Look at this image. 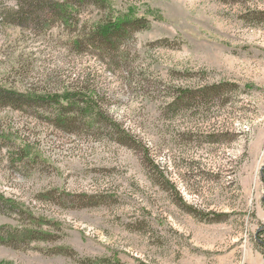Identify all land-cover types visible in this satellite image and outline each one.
<instances>
[{
  "label": "rangeland",
  "instance_id": "obj_1",
  "mask_svg": "<svg viewBox=\"0 0 264 264\" xmlns=\"http://www.w3.org/2000/svg\"><path fill=\"white\" fill-rule=\"evenodd\" d=\"M107 1L149 24L101 52L75 42L106 8L0 0V86L96 109L0 108V226L41 237L0 264H264V0Z\"/></svg>",
  "mask_w": 264,
  "mask_h": 264
},
{
  "label": "trees",
  "instance_id": "obj_2",
  "mask_svg": "<svg viewBox=\"0 0 264 264\" xmlns=\"http://www.w3.org/2000/svg\"><path fill=\"white\" fill-rule=\"evenodd\" d=\"M25 5L19 6L12 11L10 22L16 21L20 26L25 18L31 21L43 23L57 22L69 30L77 26L76 17L81 8L88 6L96 9L106 8L108 12L104 17L94 23L93 27L83 32L76 38V47L81 43L92 46L95 50L108 52L120 47L129 37L148 27V20L145 17H138L134 10L127 9L124 13L114 12L107 0H24ZM27 7V8H26ZM26 8V11L23 10ZM78 10V11H77ZM81 42V43H80ZM65 103V108L62 105ZM84 105L79 108V105ZM46 106L56 107L61 113L71 114L84 112L88 117L94 115L95 105L93 102L83 101L75 93L65 92L61 95L35 96L34 94L20 93L11 89H4L0 86V108H10L14 111L26 112L34 108ZM78 108V109H77ZM96 114V113H95ZM84 116V115H83ZM16 202L4 197L0 193V215L6 212H14L17 208ZM263 232L262 230L260 233ZM40 235L32 230L13 229L8 226H0V245L18 248L21 244H28L39 241ZM262 247L264 258V241H258Z\"/></svg>",
  "mask_w": 264,
  "mask_h": 264
}]
</instances>
